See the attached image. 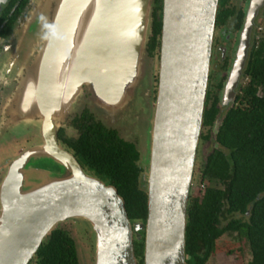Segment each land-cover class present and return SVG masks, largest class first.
<instances>
[{
	"label": "water",
	"instance_id": "1",
	"mask_svg": "<svg viewBox=\"0 0 264 264\" xmlns=\"http://www.w3.org/2000/svg\"><path fill=\"white\" fill-rule=\"evenodd\" d=\"M5 2L0 0V9ZM31 2L35 9L11 46L29 72L19 99L34 106L32 112L39 109L31 116L40 118L42 142L14 158L0 181V264H27L55 225L69 219L89 224L94 264H137L135 232H143L142 264H186V207L218 0H161L144 223L129 221L116 189L87 175L58 145L55 129L82 85L105 105L120 103L138 75L153 0ZM244 40L219 96L221 106L233 102ZM39 159L50 170L33 164Z\"/></svg>",
	"mask_w": 264,
	"mask_h": 264
},
{
	"label": "trees",
	"instance_id": "2",
	"mask_svg": "<svg viewBox=\"0 0 264 264\" xmlns=\"http://www.w3.org/2000/svg\"><path fill=\"white\" fill-rule=\"evenodd\" d=\"M151 32L145 51L153 56L159 47L161 0H153ZM217 17V12H216ZM216 20V18H215ZM245 83L233 105L219 112L214 95L205 93L200 141H209L210 129L219 120L213 147L198 176L199 197L189 191L185 224L186 264H206L222 236L235 234L249 249L247 264H264V38L252 47L243 70ZM87 126L72 144L80 166L116 189L132 223L146 219V192L140 187L137 153L112 132ZM133 239L137 264H142L143 232ZM36 264H78L74 242L60 228L42 240Z\"/></svg>",
	"mask_w": 264,
	"mask_h": 264
},
{
	"label": "flooded vegetation",
	"instance_id": "3",
	"mask_svg": "<svg viewBox=\"0 0 264 264\" xmlns=\"http://www.w3.org/2000/svg\"><path fill=\"white\" fill-rule=\"evenodd\" d=\"M252 3L253 4L255 3L254 10L253 8H251L253 5ZM33 8L34 5L31 2V0H6V2L3 5H1V9H0V147L1 148L7 146L13 147L14 145L17 144L18 141L19 142L21 140L25 141L26 139L31 138V136L33 137L34 143L41 144L42 142L39 117L33 116L35 117V121L34 120L33 121L38 125V127H35L32 124L29 125L28 123H26L27 121L24 118L23 119L17 118V116L19 115L23 117L35 115V113L39 115L40 112L39 109H37L38 111L36 112H32L34 106L32 105L26 106L20 101L19 97L16 98V94L21 89L22 84L28 78L29 72L25 68L17 70L16 66L14 67L15 64L12 63L13 58L15 57H13V55L9 56V54L7 53V51L11 47L10 43L12 41V37L14 33L21 28L22 24L28 18L29 12ZM263 15H264V0H218L217 17L214 24L213 38L210 47L209 71H208L207 88H206V93L209 94L210 98H212L215 95L217 100H219V96L226 82L227 74L231 69V65L235 59L237 50L241 42L245 41L244 39H246V49H245L243 67L238 77L237 84L234 88L233 102L228 103L226 106H221L223 111L218 107L220 113H223L228 107L233 105L236 94L238 93L239 88L244 83L243 81H245V78L243 77V70L245 67V63L248 59V55L252 47H255L258 41L264 38V34H260V31L257 30V23L260 17H262ZM156 51L158 54V50ZM157 59H158V55H157ZM216 65H218V67H215ZM216 68H218L217 71H215ZM145 86H146L145 80L143 81V79L137 82H133L131 84V87L129 88L131 94L127 96L124 105L122 106L121 104L120 106L124 108L130 107L136 111L140 110V112L144 111L143 106L145 101L138 94L139 91L143 89ZM156 86H157V77H156ZM91 91L92 89L90 86L82 85L81 92L78 95H76L73 101L70 102V105L75 107V109L70 110L69 115L68 114L66 115L67 116L66 126H65L66 128L63 126L60 127L56 126L55 129L56 141L58 145L64 150H66L68 153H70L80 166V163L78 162L76 156L74 155L72 146H69L68 142H71L73 144L80 137L81 132L84 130V128L90 126L91 124L97 127L96 129H99L100 131L104 130L107 132H112L117 138V140H119L123 144L131 145L133 150L137 153V159L134 161V165L137 168H139L138 180L139 182H141L142 178L144 177V176L142 177V173L144 169L140 165V163L142 161H145L146 159L145 155L144 158L142 159L143 155L136 148L135 144L125 140L123 137L120 136L119 130L122 133L123 132L125 133L124 128H120V127L116 128L115 127L116 121L114 122L109 121L110 118H108L105 114L107 105H104L101 102L99 103L96 100V98H94L95 96L91 95L93 94ZM155 91H156V87L154 91H152V93H149L148 96L150 101L149 104L153 105V111H154V103H155ZM52 97L53 96L50 97L51 101H52ZM218 105H219V101H218ZM146 111H148V108L146 109ZM153 111H152V117H153ZM11 119L12 120L19 119V120L13 123ZM133 121H135V119H130V123H132ZM120 122H122V120ZM19 123H21L20 126H23L22 128L24 129V133L22 134L21 136L22 138H20V140L15 138L14 134L11 133L13 129L17 128L14 127V125ZM151 127H152V123H151ZM69 133H72V135H69ZM150 142H151V131H150L148 152H146V156H148V160H149V152H150ZM32 145L33 144L31 143L30 146ZM27 147H24V150ZM18 155H15L14 157L16 158ZM12 160L13 159H11V161ZM82 169L87 175L98 179L94 174H92L85 168ZM147 172H148V163H147ZM144 191L146 192V190ZM66 221L55 225L54 228H59L58 225L65 223ZM75 249L78 257V250L76 248V245H75ZM27 264H36L35 254L28 261Z\"/></svg>",
	"mask_w": 264,
	"mask_h": 264
},
{
	"label": "rangeland",
	"instance_id": "4",
	"mask_svg": "<svg viewBox=\"0 0 264 264\" xmlns=\"http://www.w3.org/2000/svg\"><path fill=\"white\" fill-rule=\"evenodd\" d=\"M34 5V4H33ZM153 3L151 4L150 8H153ZM52 6L50 7L49 15H51ZM35 9V7L33 8ZM32 9V10H33ZM31 10V11H32ZM30 11V12H31ZM29 12V13H30ZM29 14L26 21L22 24L21 28L17 31H21L26 23L29 21ZM257 30L260 31V34H264V15L260 17L258 23H257ZM16 31V32H17ZM258 31V32H259ZM149 37V36H148ZM12 44V41L11 43ZM9 56L13 55V61L12 63L15 64L17 70L23 69L24 65L22 57L17 56L16 53V47L14 44L9 48L7 51ZM36 53H34L33 57ZM157 51L154 52V55L152 57L148 56L145 53V49L143 51L142 58L140 60L139 69H138V75L134 78L133 82H137L141 79L143 81L145 80L146 86L139 91V94L141 98L145 101L143 109L144 111L140 112V110H133L132 108H124L121 107L124 105L127 96L131 94V91H129L130 85H127L124 90V96L123 99L120 101V103L115 105H107L106 107V116L109 119V121L114 122L116 121L115 127L118 128H124L125 133L121 132L119 130V134L121 137H123L125 140L132 142L135 144L136 148L139 150V152L142 153L144 158V155L146 157L145 161H142L140 165L143 167L144 171L142 173V181L140 182V187L143 190H146V177H147V163H148V156H146V152H148V145H149V139H150V131H151V123H152V111H153V105L149 104V93H152L156 87V77H157V67H158V59H157ZM26 61V60H25ZM28 61V60H27ZM29 62V61H28ZM217 64V63H216ZM215 67H218L216 65ZM218 68L215 69L217 71ZM245 83V81H243ZM23 85V84H22ZM24 87L22 86L21 89L17 92L16 98H18L21 95L22 90ZM92 92V91H91ZM93 93V92H92ZM95 96L94 94H91ZM96 98V96L94 97ZM92 99V98H91ZM96 100L100 103L97 98ZM102 103V102H101ZM103 104V103H102ZM105 105V104H104ZM219 109L222 110L221 105H218ZM35 108V107H33ZM74 110L75 107H71ZM148 108V111L146 109ZM69 110V112H70ZM223 111V110H222ZM69 112H66L62 117H59L56 122V126L60 127L66 126V119L67 114L69 115ZM19 119H25L29 125L32 124L35 127H38V125L34 122L35 117L33 116H17ZM19 119H14L13 123ZM130 119H135L132 123H130ZM34 120V121H33ZM122 120V122H120ZM219 121V120H216ZM21 123L14 125V127H17L11 131L12 134H14V137L19 139L22 138V134L24 133L23 126H20ZM134 126H132V125ZM20 126V127H18ZM66 128V127H65ZM204 129H201V133H203ZM211 136L209 141H199L197 148H196V157L194 161L193 166V175L191 180V187L192 188V196L199 197L200 191L202 189V185L198 183V176L200 169L203 165L204 159L206 155L210 152L211 148L214 146L213 136H214V128L212 127L210 129ZM26 134V133H25ZM69 135H72V133H69ZM32 139V140H30ZM24 142V143H23ZM31 143L33 144L32 146ZM40 144L34 143L33 137L26 139L25 141L21 140L18 141L16 145L13 147L7 146L4 148L0 147V181L5 173V169L8 166L11 159H14L15 155H18L19 153H22L23 151L30 149L34 146H38ZM28 146V147H27ZM24 147H27L24 150ZM22 151V152H21ZM36 166H39V168L44 170H50L49 162L37 160L33 163ZM59 228L62 230H65L70 237L74 240L76 248L78 250V261L79 264H94V235L93 232L89 226V224L86 221H83L81 219H69L65 223H62L58 225ZM142 238V235L139 233L138 235L134 234L133 239L136 241H139ZM250 261V253L248 246L246 242L243 239L238 238L235 234H226L221 237L220 242L218 244V249L215 252V254L211 255L209 259L207 260L206 264H247Z\"/></svg>",
	"mask_w": 264,
	"mask_h": 264
}]
</instances>
